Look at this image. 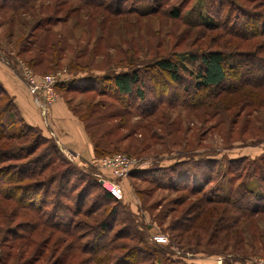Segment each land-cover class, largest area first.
<instances>
[{"label": "rangeland", "instance_id": "374dc122", "mask_svg": "<svg viewBox=\"0 0 264 264\" xmlns=\"http://www.w3.org/2000/svg\"><path fill=\"white\" fill-rule=\"evenodd\" d=\"M6 4L0 7V60L30 97L27 115L2 86L17 107L10 119L20 118L45 137L37 141L35 153L50 165L33 179L45 184L36 195L44 197V211L54 207L60 216L71 217L60 230L34 223L24 253L9 229L23 232L37 216L11 197H0V212L9 215L0 223V264H57L60 254L59 264H93L86 262L88 250L98 244L104 219L114 225L107 228V240L114 238L113 244L126 251L104 252L103 264H116L125 254L129 264H252L264 258V0H37L15 11ZM215 49L223 52L225 79L197 89L190 73L196 64L189 59ZM164 58L179 65L178 81L156 67V60ZM136 69L140 89L158 105L152 115L139 113L155 104L135 91L119 94L107 79ZM28 75L36 80L54 75L57 82L76 81L84 89H62L59 82L42 112L40 100L29 91ZM59 99L86 133L108 129L112 139L120 138L105 155L94 153V159L134 157L132 174L115 178L108 170L75 161L50 139L52 108ZM108 113L113 118H105ZM97 116L105 121L97 125ZM63 167L76 175H67L70 186L75 181L83 186L82 204L75 201L79 190L57 195L56 180L47 189L55 168ZM174 172L183 180L174 183L169 178ZM82 178L90 181L86 188ZM100 178L107 187L116 186L117 201L103 198ZM52 199L61 202L53 205ZM79 205L80 211L71 214ZM125 226L131 235L117 239ZM155 233L164 234L167 242L153 245ZM146 247L161 249L156 262L142 261L135 251Z\"/></svg>", "mask_w": 264, "mask_h": 264}, {"label": "trees", "instance_id": "16d2710c", "mask_svg": "<svg viewBox=\"0 0 264 264\" xmlns=\"http://www.w3.org/2000/svg\"><path fill=\"white\" fill-rule=\"evenodd\" d=\"M37 0H0V7L5 6V3L7 7H9L10 10H17L19 8L25 7L27 4L29 5L32 2H35ZM90 4V3H88ZM177 12L174 11L173 16H176ZM38 25V24H37ZM264 33V32H263ZM263 33H256L255 35H263ZM40 50L43 51V48L40 47ZM42 55V54H41ZM40 55V57H41ZM189 63H195L196 64V70H192L190 73L193 75L194 78V85L197 89H210L212 87H216L220 85L224 79H225V67H224V56L223 52L221 50L215 49V50H206L202 52L199 56H191L189 59ZM155 65L160 70H163L167 72L173 81H178L180 79V67L175 61H171L167 58L156 60ZM183 69H187L185 66H182ZM139 69L136 70H130V71H121L113 74L107 79H110L112 81V86L117 90L119 94H128L131 95L132 93H136L138 98L146 100L148 103L155 104L152 100L148 101L145 93L143 90L140 89L139 84H141V79L139 77ZM87 80H92L88 78ZM105 80V79H104ZM60 80L59 82H61ZM57 82L55 84V87L59 85V87H62V89H69L70 87L73 89H84L81 84H77L76 81H62L61 83ZM193 82V81H192ZM59 83V84H58ZM96 83V79L94 78L91 82L92 87H94V84ZM61 89V88H60ZM2 98H4V103L1 102ZM146 98V99H145ZM13 107H16L15 103L13 102L12 97L3 89L2 85L0 84V197L2 198H9L11 197L16 202H18L20 208L23 209L29 208L30 211L33 212L34 215L37 216L36 221L33 222L32 226L30 224H27V227L24 228L25 230H21L19 227V230L16 228L10 227L9 230H12L13 235H15V238H17V246L22 250L25 251L28 247V243H30L28 234L29 232L36 226L34 223H39L40 225H47L50 227H53L55 229H59L61 225H63V222L69 223L71 216H60L56 213L55 208L52 207L51 209L44 211V207L46 204L44 197L41 198V196L36 195L38 191V186L40 185V182H37L34 179L35 176L41 171H44L46 168L49 167L50 163L48 162H42L43 155L42 154H36L35 150L38 147V140H43L45 137L41 135L39 130L35 128L32 125H29L28 123L22 121L20 123V118H17L16 120L10 119L11 116V109ZM158 107V105L155 104V106L152 109L147 108V110H143V112H140L139 115L143 114L145 115H152L155 111V109ZM17 109V107H16ZM91 112V109L89 110L88 114ZM123 113V112H122ZM128 113V112H125ZM121 114V113H120ZM121 117V116H120ZM105 118H113V115L111 113H108ZM96 124H100V122H104L105 120H102V117L97 116L95 119ZM17 123V124H16ZM93 131H96L93 130ZM113 131H109L108 129L103 131L102 133L97 130L96 132H87L91 140H93V150L96 156L101 157L103 154L105 155L106 152L110 151L111 149L108 148V145L113 146L118 141H120L119 137H114V139L111 138ZM97 134V138L94 137V135ZM21 136H24L25 141L17 142L18 139L21 138ZM51 139V138H50ZM104 141L105 144L101 145ZM262 167L264 168V160L262 161ZM56 169V171H55ZM53 171H55V176L52 177L49 181L50 184L47 189L50 188L52 183L56 180V189L57 192H55L57 195H61L59 192L63 190V192H66L67 190H71L77 192L75 201L79 204H82L84 202L86 194L84 193L81 188L76 187L79 186L73 183L72 186L69 185V178L67 179V175L73 174L69 168L63 167L62 169L55 168ZM135 170V169H134ZM131 170V174L132 171ZM176 172V171H175ZM172 174L169 178L175 181L177 180H183V179H177L176 173ZM209 173V172H208ZM212 173L207 175L206 181H209ZM76 176V175H75ZM182 176V175H180ZM57 177V178H56ZM185 178V177H184ZM187 178V177H186ZM190 178V177H189ZM81 180H84L83 178ZM95 180V179H94ZM84 188L89 186L90 181L84 180L83 182ZM97 183V181H96ZM99 183V182H98ZM45 184L40 185L41 188H43ZM91 185V184H90ZM103 190H105V193L103 195V198L106 200L113 199L117 201L116 197L108 192L104 187ZM49 191V190H48ZM47 191V193H48ZM195 191L191 188V193ZM196 191H199L196 189ZM201 191V189H200ZM199 193V192H198ZM65 194V193H64ZM67 195V194H65ZM247 196V195H246ZM34 199H39L40 202H37ZM61 200L53 199L51 200V204L57 205ZM235 203V202H234ZM237 203L233 204V206H236ZM81 205L77 207V210H73L71 214H76L79 212V208ZM237 207V206H236ZM256 212V211H255ZM254 213V212H252ZM69 215V214H68ZM61 217V218H60ZM199 216L195 214L194 221ZM40 218H43V222L40 221ZM9 219V215L3 214L0 212V223L7 221ZM58 222V225H56ZM32 223V222H31ZM187 225V224H185ZM184 225V226H185ZM99 226L101 229H103V234L99 236L98 244L96 242V245H94L90 250H88V253L91 255V258L86 260L90 261L91 263L95 264H103L104 262V252L111 251L115 248L122 249L124 252L126 251V248L124 246H117L113 244L114 238L107 240V228L113 227V223H109L106 219L101 221L99 223ZM16 233V234H15ZM67 235L71 236V233H68ZM129 229L127 226L122 229L117 236V239L124 238L130 236ZM102 239H105V244L102 243ZM101 241V242H100ZM73 242V240H71ZM70 242V244H71ZM153 243V242H152ZM155 246L161 245L154 242ZM23 247H27L23 249ZM72 247V245L68 246ZM147 248V247H146ZM161 250V249H160ZM157 251L156 248H147V249H135V251L139 252L143 256H141L142 261L152 259L153 262H156L159 258V253L161 251ZM27 250L24 252L26 253ZM103 254H100V253ZM85 253V252H84ZM100 256L98 257V255ZM124 258L119 256L118 261L116 264H129L132 262H125V257H129L128 254L123 255ZM21 259V255L20 258ZM93 259V260H92ZM61 260V261H60ZM56 263L59 264V261L62 262L61 254L55 259ZM79 261V260H78ZM36 262H29L26 264H34ZM89 262V263H90Z\"/></svg>", "mask_w": 264, "mask_h": 264}, {"label": "crops", "instance_id": "0c3cea01", "mask_svg": "<svg viewBox=\"0 0 264 264\" xmlns=\"http://www.w3.org/2000/svg\"><path fill=\"white\" fill-rule=\"evenodd\" d=\"M19 81L21 80L17 78L13 70L0 60V83H2V86L7 89L8 93L15 98L17 106L29 115L28 111L30 105L27 101L30 97L26 91L21 88L22 85ZM51 117L53 118L52 120L55 121L54 128L52 127L53 137L51 139L53 141L56 139L62 149L69 152L68 155H70L73 160L90 163L94 158L93 144L82 122L74 116L71 111H65V106L61 99L54 103ZM56 119H58V121H56ZM36 126H40L41 128V125L37 124ZM43 133L48 136V129L44 128ZM103 187L105 186L103 185Z\"/></svg>", "mask_w": 264, "mask_h": 264}, {"label": "built area", "instance_id": "2783aa9c", "mask_svg": "<svg viewBox=\"0 0 264 264\" xmlns=\"http://www.w3.org/2000/svg\"><path fill=\"white\" fill-rule=\"evenodd\" d=\"M28 77L30 80L29 91L37 98V100H40V109L42 112H45L47 102H49L54 96L53 88L58 79L56 80V76L54 75H47L39 80L31 78L29 75ZM90 163L93 166L100 167V169L108 170L110 175L115 178H123L134 169L133 167L136 166L137 160L126 154H114L103 158H93ZM100 181L104 186L106 185L105 188L108 189L111 194L118 198L119 194L116 191V186L111 189L107 187L108 182H106L105 179L100 178ZM151 241L157 244L166 243L167 237L164 234L155 233L151 236ZM252 264H264V258H258Z\"/></svg>", "mask_w": 264, "mask_h": 264}]
</instances>
